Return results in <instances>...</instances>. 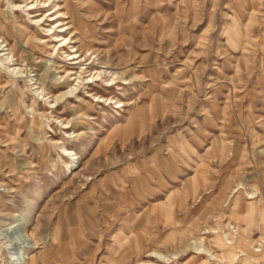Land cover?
<instances>
[{
	"label": "rangeland",
	"instance_id": "rangeland-1",
	"mask_svg": "<svg viewBox=\"0 0 264 264\" xmlns=\"http://www.w3.org/2000/svg\"><path fill=\"white\" fill-rule=\"evenodd\" d=\"M46 1L0 0V264H264V0Z\"/></svg>",
	"mask_w": 264,
	"mask_h": 264
},
{
	"label": "bare ground",
	"instance_id": "bare-ground-1",
	"mask_svg": "<svg viewBox=\"0 0 264 264\" xmlns=\"http://www.w3.org/2000/svg\"><path fill=\"white\" fill-rule=\"evenodd\" d=\"M51 0H47L46 2H50ZM34 1H31V3H33ZM64 6V5H63ZM33 7H31V9H32ZM57 9H59V7L57 8ZM56 13H59V12H57V11H55L54 13H50V15H52V16H55V14ZM64 14V13H63ZM67 16V15H66ZM62 15H58V16H56V17H54L53 19H56L57 21H59L58 22V27H65V28H61V31H59V32H61L60 34H58L57 35V41H61V40H64V39H66V36H63V35H65V33H67L68 32V30H70L71 28H73V25L71 24V23H69L68 21H66V20H61L62 18ZM68 17V16H67ZM65 32V33H64ZM62 36L64 37V38H62ZM74 36H76L75 34H74ZM67 39H69V43H71V40H73V38H67ZM4 41H1L0 40V44H2ZM74 42H76L75 40H74ZM2 46H3V44H2ZM5 46H7V45H5ZM1 51H2V54H0V56L1 57H5L6 55L8 56V55H10V53L11 52H8V53H6V51H9V48H2L1 49ZM0 51V52H1ZM77 52H78V49H76L75 48V51H72V53L71 54H69V55H72L73 54V56L71 57V60H74V63L73 64H80L83 60L81 59V60H78L79 58H82V56L81 55H79V54H77ZM10 57V56H9ZM7 59L8 58H4V61H7ZM72 64V63H71ZM12 65H14V64H12ZM12 65H10V66H12ZM10 70V69H9ZM14 70H20V69H18L17 67H15L14 68ZM81 72V71H80ZM100 74H102L101 72H100ZM80 75V74H79ZM107 75V74H106ZM105 75V76H106ZM81 76V75H80ZM94 76V75H93ZM82 77V76H81ZM81 77L79 78V79H81ZM92 78V77H91ZM91 81V80H90ZM109 85V84H108ZM62 94V93H61ZM64 96V95H63ZM94 96V95H93ZM97 96V95H96ZM100 97V96H99ZM63 98V97H62ZM97 98V97H96ZM98 101H100V102H106V100L103 98V97H101V98H98L97 99ZM110 100V99H109ZM114 100V99H113ZM112 101V100H111ZM112 102H114V101H112ZM117 102V101H116ZM119 103V104H118ZM117 103V107H121V106H124L125 104L124 103H122V102H118ZM77 114H79V113H77ZM65 126V125H64ZM66 127V126H65ZM73 136V135H72ZM77 136V135H76ZM70 137V136H69ZM63 152H64V155L65 156H70V155H73V161H75V160H77L79 157L77 156V153H73V152H71L68 148H64L63 149ZM68 165V164H67ZM9 230V229H8ZM2 234V233H1ZM24 243H25V241H24ZM30 245V244H29ZM34 246H36V243L33 241V243L29 246V247H34ZM35 248V247H34ZM149 257H151V258H155L156 260L155 261H150V262H152V263H145V264H161L162 262H164V260H165V257L164 256H162V253H160V252H158V251H152L149 255H148ZM154 260V259H153ZM167 260V259H166Z\"/></svg>",
	"mask_w": 264,
	"mask_h": 264
}]
</instances>
